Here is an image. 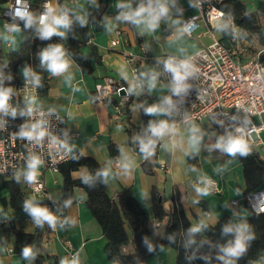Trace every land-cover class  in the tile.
<instances>
[{
    "label": "crops",
    "instance_id": "crops-1",
    "mask_svg": "<svg viewBox=\"0 0 264 264\" xmlns=\"http://www.w3.org/2000/svg\"><path fill=\"white\" fill-rule=\"evenodd\" d=\"M160 1L168 11L159 18L157 27L152 29L143 20L140 24H135L123 18L144 6L140 0H137L136 5L131 0H68L72 20L76 23H89L93 14L99 15L97 24L89 26V41L81 48V52L89 56V47L93 46L100 63H92L91 75L83 74L64 52L63 59L68 64L66 71L53 75L47 70V95L30 102L38 107L54 110L64 118L69 150L90 157L103 166L104 173L107 172L104 175L105 192L109 197L114 199L121 189H129L140 203L152 232L147 264H176V251L172 247L157 246L167 219L156 221L154 218L150 196L152 185L161 192L166 210L172 209L174 189L177 188L182 208L192 228L200 227L198 232L204 226L216 224L225 215L238 228L244 226L249 210L244 201L245 184L241 163L236 154L229 155L217 147L223 137L219 129L207 120L174 125L168 122L160 107L159 101L166 87L156 75L158 61L166 56L186 57L212 42L204 25H200L191 37L185 36L181 31V22L196 14L192 0ZM247 1V11L256 13L257 23L264 32V0ZM249 3L252 4L251 7ZM5 6L6 4L0 5V15ZM50 7L53 9L51 15L58 16L57 3L51 1ZM57 30L64 33L63 27ZM245 32L238 26V44L245 49L248 57H252L264 49V43L260 44L259 39L254 36L246 40L243 36ZM229 34V29L224 25L214 30V38L230 47ZM21 38L20 28L7 30L0 16L1 51L4 54L16 52L21 45ZM113 40L116 44L111 46ZM252 44L254 53L250 55L247 54V48ZM129 54L140 61V91L134 90L130 66L126 61ZM260 55H264V51ZM21 73L29 74L24 71ZM104 78L124 85L131 91V100L126 109L128 119L123 122L114 117L112 100L100 102L93 97L94 85ZM150 107H156L158 111L149 114L146 110ZM144 111L151 127L159 126L161 122L168 125L165 134L158 138L159 146L155 157L157 167L152 176L143 172V155L132 148L126 131L128 124L134 127L143 125ZM260 120L263 130L259 136L264 142V115ZM193 136L199 138L195 145L191 143ZM110 145L117 149L114 159L109 153ZM255 152L261 158L264 157L259 149ZM191 154L196 156V160L193 159V165L188 167L187 157ZM86 175L85 167L70 173L72 179H81ZM38 176L43 181L45 196L32 194L26 188V203L18 206L10 204V191L5 185L11 179H0V224L12 220L17 229L26 234H34L36 220L26 205L37 207L47 202H56L63 195V181L58 170L39 168ZM204 177L216 181L217 192L193 184L194 180ZM262 184L264 185V176ZM197 188H207L208 194H199ZM74 194L76 202L67 207L64 223L48 235L41 249H36L34 238L29 247L31 254L25 257L20 245L14 238H10L6 245L0 243V264H36L38 254L46 256L44 264H61L62 260L67 264H73L74 261L75 264H113L104 252L107 240L85 206L84 191L76 188ZM244 234L245 227L243 237ZM258 264H264V257Z\"/></svg>",
    "mask_w": 264,
    "mask_h": 264
},
{
    "label": "trees",
    "instance_id": "trees-1",
    "mask_svg": "<svg viewBox=\"0 0 264 264\" xmlns=\"http://www.w3.org/2000/svg\"><path fill=\"white\" fill-rule=\"evenodd\" d=\"M11 0H0V5L8 4ZM30 3L29 14L32 23L26 27L27 21L18 23L21 31V45L16 52L4 54L1 51L0 42V68L10 73L13 82H22L30 79L35 87L38 98L47 95V65L41 63V53L50 46H61L74 63L80 68L83 74L91 75L93 72L92 63H100V58L93 46H90V55L81 52V48L88 44V29L92 24H97L99 15L93 14L89 23H76L72 20L68 7V0L55 1L59 7L60 15H66L69 24L64 29V35L60 40L57 35L47 39L41 37L40 27L37 25V15L41 3L44 0H28ZM136 5L137 0H131ZM144 7H148L149 0H140ZM161 3V1L159 0ZM152 6H157V0H152ZM221 10L230 16L237 26L245 30L244 38L250 40L252 36L259 39L260 44L264 43V32L257 23V16L254 12H248L244 0H223L219 6ZM162 17V16H161ZM227 46V44H224ZM264 60V55H260ZM22 71L29 72L22 75ZM37 78H39L37 82ZM24 104L21 100L16 103V118L21 124V113ZM143 125L134 127L126 126L129 141L132 148L143 155L141 164L143 172L152 176L157 167L155 161L156 152L159 146L158 139L151 134V122L143 112ZM127 118V111L126 117ZM153 141L150 157L141 151V142ZM110 156L114 159L117 156L116 147L109 146ZM236 157L241 163L244 177L243 195L249 194L264 187L262 179L264 176V157L261 158L257 152H248L247 155L236 153ZM196 156L191 154L187 157L188 167L193 165ZM80 167L87 169L88 182L84 178L72 179L70 173ZM59 173L63 181V195L56 202H47L46 205L37 207L49 209L53 213L65 215L68 206L76 202L74 190L80 188L85 193V206L96 220L107 240L104 252L108 260L113 264H147L149 257L151 230L144 209L133 197L129 189H121L113 199L105 192L104 169L101 164L90 157L81 154H74L70 159L59 166ZM10 191V204L18 206L26 203L24 191L26 185L22 179H11L5 183ZM153 215L156 221L167 219V223L161 239L157 246L168 245L176 251V264H258L264 257V213L255 214L249 211L245 219V234L243 251L238 256H228L222 249L234 244L238 228L225 215L216 224L204 226L200 232H192L191 223L186 216L182 203L178 197L177 188L174 189L173 207L166 210L162 203L161 192L155 185L150 189ZM246 203V202H245ZM247 207L248 204L246 203ZM249 210V209H248ZM36 220V218H35ZM46 221L37 224L34 234H26L17 229L12 220H6L0 224V243L6 245L10 238L20 245L24 252L29 248L32 240L36 239V249H41L42 243L50 234L46 226ZM231 227L233 230L225 232L224 229ZM223 257V259H220ZM46 256L38 254L36 264H44Z\"/></svg>",
    "mask_w": 264,
    "mask_h": 264
},
{
    "label": "built area",
    "instance_id": "built-area-1",
    "mask_svg": "<svg viewBox=\"0 0 264 264\" xmlns=\"http://www.w3.org/2000/svg\"><path fill=\"white\" fill-rule=\"evenodd\" d=\"M192 1L196 14L181 22V31L191 37L200 25H204L212 42L186 57L166 56L158 61L156 75L166 87L159 101L160 107L169 123L178 125L207 120L219 129L226 140L229 136L240 137L246 143L248 152L259 149L264 154V142L259 136L263 130L260 119L264 115V60L260 58L264 49L248 57L245 49L239 47L236 33L238 26L219 8L223 0ZM50 2L44 0L40 5L37 15L40 28L39 18L47 14ZM17 8L29 13L30 3L28 0H20L19 3L11 0L5 6L0 16L7 30L18 29V23L25 20L15 16ZM221 25L230 31V47L214 38V30ZM115 44V40L111 41V46ZM126 61L130 66L134 90L140 91V61L131 54L126 56ZM169 61L173 65L185 62L190 66L189 74L181 82L182 90L178 93L174 91L176 82L173 73L165 67ZM0 91L8 94L6 107L0 110V179H22L30 193L45 196L38 169L57 171L71 157L65 120L56 111L30 102L37 98V92L34 83L28 78L22 82H13L10 73L0 68ZM93 97L100 102L112 100L114 117L120 122L125 120L131 100V91L126 86L104 78L94 85ZM18 100L24 104L19 126L16 118ZM36 123H40L46 133L43 138L29 140L20 135L22 131H31L32 125ZM33 157L39 160V164L35 169L36 180L30 183L26 175L30 171L28 165ZM164 170L167 168L164 167ZM193 184L218 191L216 181L211 178L196 179ZM244 201L250 212L264 213V187L246 194ZM47 210L56 218L54 226L45 222L50 233H53L64 223L65 217ZM66 244L68 247V242Z\"/></svg>",
    "mask_w": 264,
    "mask_h": 264
},
{
    "label": "clouds",
    "instance_id": "clouds-1",
    "mask_svg": "<svg viewBox=\"0 0 264 264\" xmlns=\"http://www.w3.org/2000/svg\"><path fill=\"white\" fill-rule=\"evenodd\" d=\"M20 0H17L19 3ZM123 7V5H121ZM167 8L157 0V6L154 8L152 6V0H149L148 7L140 6L135 12H130L127 15H124V19L131 20L135 24H140L143 20L149 28L154 29L157 27V21L161 16L166 15ZM53 9L51 7L48 8V12L45 15H42L39 18V24L42 26L41 37L47 39L53 35L63 36L64 33L59 32L57 29L59 27H67L69 24V20L66 15L54 16L51 15ZM145 14L147 16L145 17ZM222 15V14H220ZM15 16L25 19L27 21L26 27L32 23L31 15L24 9L17 8L15 11ZM141 18V19H138ZM18 30V29H14ZM64 52L62 51L61 46H50L48 49L41 53V63H46L48 70L53 75H59L66 71L68 64L67 61L63 59ZM166 70L173 73L174 80L176 82V87L174 88L175 92H180L182 90V81L186 78L189 74V65L185 62H182L179 65H173L171 61L167 62ZM27 74V73H26ZM154 79V78H153ZM39 78H37L38 82ZM8 100L7 92L0 91V110L5 109L6 102ZM31 111V110H30ZM149 114L155 113L158 111L156 107H150L146 110ZM168 129V125L165 122H161L159 126H152L150 128L152 134L154 136H163L165 131ZM195 131V129H194ZM240 131V130H238ZM45 131L41 129L40 123H36L32 125L31 131H22L20 135L22 137H26L27 139L31 140L36 138L37 140L43 138L45 136ZM198 137L193 136L191 139V143L193 145L198 143ZM153 145V141L149 140L148 143L141 142V151L144 152L146 155H151V148ZM217 147L221 148L223 151L227 152L229 155H235L239 152L241 155H247V145L243 141L242 138L236 137L233 138L231 136L225 140L223 137L220 139V142L217 144ZM39 164V160L33 157L28 165L30 171L26 175V179L28 182L32 183L36 180V172L35 169ZM107 175V172L104 173ZM88 177H85V182H88ZM197 192L202 195H207V188H197ZM27 209L30 211L33 217L36 218L37 224H41L43 221H47L50 226H54L56 218L51 215L46 208L40 207H33L31 204L26 205ZM264 210V209H262ZM243 227L241 226L236 229L237 237L234 244H230L229 247L223 248L222 251L228 256H238L243 249ZM200 230V227H194L191 229L192 232H197ZM233 229L231 227H227L224 229L225 232H230ZM31 254V249L25 248L23 255L28 257ZM223 259V257H220ZM61 264H67L66 261L62 260ZM75 264V261L73 262Z\"/></svg>",
    "mask_w": 264,
    "mask_h": 264
},
{
    "label": "rangeland",
    "instance_id": "rangeland-1",
    "mask_svg": "<svg viewBox=\"0 0 264 264\" xmlns=\"http://www.w3.org/2000/svg\"><path fill=\"white\" fill-rule=\"evenodd\" d=\"M245 1L248 2L247 0H245ZM249 6L251 7L252 4L249 3ZM216 36H217V37L219 36V32L216 33ZM57 37H58L60 40H62V38H63V36H59V35H57ZM246 48H247V47H246ZM253 53H254V48H253V44H252V45H250L249 48H247V54L252 55Z\"/></svg>",
    "mask_w": 264,
    "mask_h": 264
},
{
    "label": "water",
    "instance_id": "water-1",
    "mask_svg": "<svg viewBox=\"0 0 264 264\" xmlns=\"http://www.w3.org/2000/svg\"><path fill=\"white\" fill-rule=\"evenodd\" d=\"M70 154L71 156H73L75 154V151L74 150L70 151Z\"/></svg>",
    "mask_w": 264,
    "mask_h": 264
}]
</instances>
